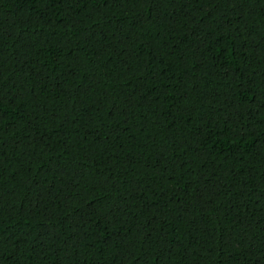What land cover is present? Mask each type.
<instances>
[{
	"label": "trees",
	"instance_id": "trees-1",
	"mask_svg": "<svg viewBox=\"0 0 264 264\" xmlns=\"http://www.w3.org/2000/svg\"><path fill=\"white\" fill-rule=\"evenodd\" d=\"M0 264H264V0H0Z\"/></svg>",
	"mask_w": 264,
	"mask_h": 264
}]
</instances>
